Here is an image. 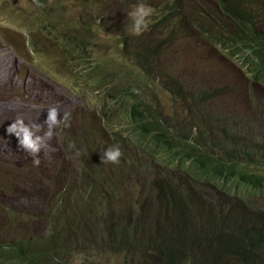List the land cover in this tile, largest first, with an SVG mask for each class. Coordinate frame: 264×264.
<instances>
[{
    "label": "rangeland",
    "instance_id": "1",
    "mask_svg": "<svg viewBox=\"0 0 264 264\" xmlns=\"http://www.w3.org/2000/svg\"><path fill=\"white\" fill-rule=\"evenodd\" d=\"M139 2L149 5L153 14L148 30L136 36L129 32L127 13ZM85 3L96 7L87 12ZM259 8L264 20V6ZM168 12V0H0V201L12 212L0 218V243L48 237L50 224L46 217L54 207H61L59 204L68 196L69 189L75 195L69 201L71 207L76 205L79 195L86 197L81 188H86L87 183L77 181L83 172L82 164L101 168L98 157L113 146L122 150L121 161L118 165L104 164V168L118 171L123 182L117 183L119 189L107 183H96L87 189H94L95 194L92 202L81 204L84 210L91 211L83 219L85 230L91 235L98 228L102 230L96 197L100 192L120 212L136 211L146 221L157 218L150 209L152 204L145 203L158 193L155 181L163 178L166 153L157 159L151 143L139 142L128 131L130 125L125 115L115 109L112 124H107L102 111L108 109L106 95L112 86L103 93L88 81L85 63L78 64L81 54L74 46L77 41L86 44L93 61L107 66L109 76L119 74L115 81H125L133 88L135 81H140L133 76L134 68L140 66L137 59L148 57L149 63L162 74L160 81L165 80L169 87L161 102L162 121L178 125L188 133L189 141L191 133H197L200 127L192 114L194 107L211 108L228 129L248 139L247 144L258 146L250 167L264 171V79L261 75L252 78L232 59V51L241 52V46L224 49L215 41L221 29L219 20L227 26L221 29L222 34L231 31L239 35L235 21L226 20L227 14L218 11L216 18L210 16L213 25L209 32H203L194 25L182 24L181 17L166 24ZM28 31L33 37H29ZM169 34L174 36L173 42L163 46ZM124 37L130 39V48H124ZM30 38H34L35 51ZM71 87L77 88V94ZM156 87L151 85L148 90L154 92ZM217 88L226 89L227 95L218 97L213 92ZM207 91L209 94H205ZM50 106L57 107L62 117H70V127L58 129L49 142L51 148L39 155L41 163L37 167L32 163L35 157L23 150L6 129L18 118L30 125H43ZM206 116L209 122L213 121L209 112ZM212 135L207 131L201 142L209 146ZM120 138L121 144L113 143ZM181 178L183 188L189 190L192 182L184 173ZM72 181H76L80 191H73ZM198 189L204 191L205 186L199 185ZM248 203H254L256 211H264V197ZM154 207L157 212L155 203ZM77 242L85 251L75 249L72 253L61 249L58 255L54 253L55 242H51L49 248L55 262L139 264L125 261L126 254L124 258L115 251L90 248L88 236L78 240L69 236L61 241L64 247Z\"/></svg>",
    "mask_w": 264,
    "mask_h": 264
},
{
    "label": "trees",
    "instance_id": "2",
    "mask_svg": "<svg viewBox=\"0 0 264 264\" xmlns=\"http://www.w3.org/2000/svg\"><path fill=\"white\" fill-rule=\"evenodd\" d=\"M220 3L226 10L237 14L234 15L235 20L240 21L245 32L236 35L232 45L237 46V42L242 41V48L245 46L254 56L250 63H253L255 76L263 75L261 78L264 79V37L254 36L247 31L244 22H250L251 18L249 12L239 10L241 0L236 2L237 7L233 4L234 0H220ZM178 17L172 13L164 22L167 24L169 21L171 24L170 21ZM173 38L169 34L163 41V46L172 44ZM216 40L224 46L228 44L226 41ZM129 41L128 37H124L125 49L130 48ZM79 51L89 57L90 53L83 45H80ZM232 54L238 56L241 53L233 50ZM93 57L85 61L87 66L84 72L88 81L103 93L112 86L106 95L108 109L102 111L107 124H112L113 109L121 112L130 125L128 131L139 142L151 143L154 153L158 154L157 159L163 153L173 158L171 169L167 167L166 161L163 162V178L155 181L158 193L146 199L145 205L152 204L150 209L157 218L155 221H146L136 211L128 214L120 212L100 192L96 197L102 230L95 227L98 229L92 235L85 230L83 219L91 211L84 210L81 204L84 201L92 202L95 194L94 189H87L96 186V183H107L110 187L119 189L117 183L123 182L118 171L104 168L100 156L98 160L102 163L101 168L82 164L83 172L77 181L82 185L87 183L86 188H81L86 193L85 199L80 195L77 197V194V203L71 207L69 201L75 195L71 194L70 188L68 196L59 204L61 207H54L46 217L50 224V235L34 240L36 243L3 240L0 243V264H56L54 253L58 255L61 249L72 253L75 249L85 251L78 242L64 247L61 241L69 236L74 240L88 236L87 244L90 248L103 252L115 251L123 254L124 258L126 254L125 261L131 263L264 264V211H255L254 203H248L250 200L254 202L261 193L264 195V173L250 167V160L255 157L258 146L254 145L252 154L248 150L241 155L242 158L247 156L248 161L240 160L235 152L236 137L224 131L225 140L216 141L214 125L208 129H214V143L210 148H206L207 145L201 142L208 130L199 137L196 146L194 142L181 143L171 132L170 125L162 121L163 81H160L157 69L146 68L147 64L152 66L148 57L137 59L140 66L134 68L133 76H137L140 81H135L134 88L125 81H115L120 75L109 76L107 66L93 61ZM151 85L157 86L154 92L148 90ZM133 89L137 91L134 92ZM165 89H169L167 84ZM71 90L77 94L76 87H71ZM121 142L120 138L113 143L119 145ZM183 171L190 174L192 183L189 190L183 188L181 179L176 177V173ZM70 185L75 192L81 190H77L76 181H72ZM199 185L205 186V190H199ZM7 213H12L10 208L0 201V218L6 217ZM51 242H55L54 253L49 248ZM59 264L64 263L60 261Z\"/></svg>",
    "mask_w": 264,
    "mask_h": 264
},
{
    "label": "clouds",
    "instance_id": "3",
    "mask_svg": "<svg viewBox=\"0 0 264 264\" xmlns=\"http://www.w3.org/2000/svg\"><path fill=\"white\" fill-rule=\"evenodd\" d=\"M60 1V0H57ZM237 1L240 0H234V3L237 7ZM168 6H169V12L165 16H169L173 13V15H177L181 17L182 24L184 25H194L197 29L203 31V32H209L210 27L213 25V22L211 20V17L216 18V14L219 11L223 14V12L226 14V12H229L230 14H227V19H233L236 23V31L239 33V35L245 33L243 28L241 27L240 21L235 20V16L237 14H234V11H228L223 6V4L220 3V0H168ZM259 6H264V0H241V9L242 11H246L250 13V22H244L246 27L248 28L247 31L252 33L254 36L259 35L260 37H264V20L263 15L261 13V9ZM95 5L90 4H84V10L87 12L93 11L95 9ZM200 7V9H199ZM185 8H188V10H185ZM237 9V8H236ZM153 14V9L143 3L139 2L137 3L128 13L127 17L130 20L129 24V32L132 35L140 36L145 31L148 30L149 25L151 23V16ZM211 16V17H210ZM165 20V19H164ZM219 25L221 29H227V26L224 24V22L219 20ZM256 27L259 28V30L256 29ZM221 29L219 30V34L215 35L217 38L222 41L228 42L227 46H224L223 44H220L216 39V43L223 47L233 48L235 41V36L237 34L229 31L227 34H222ZM29 37H33L31 32L28 31ZM237 35V36H239ZM231 41H230V40ZM242 41L237 42V46H241L240 44ZM31 45L34 46V50H36V44L34 41V38H30ZM80 45H83L87 51H89L86 47V44L77 41L74 43L75 48L78 50V52L81 54V57L79 59V65L80 63H85L86 59L93 56L91 51H89V57L86 56V54H82L80 50ZM240 52L241 54L238 56H232V59L236 61L240 67H242L247 73L251 75V77H254V70H253V63L251 59H254V56L250 53V51L244 46ZM246 58V59H245ZM85 66L86 63H85ZM148 70H151L153 68L157 69L158 75L162 76V74L159 72L158 68L155 66H149V64L146 65ZM263 77V75H261ZM256 77V76H255ZM165 80L163 81V90L165 91ZM264 87V86H263ZM133 91H137L136 89H133ZM163 91V92H164ZM213 92L220 98H223L227 95L226 89L224 88H217L213 89ZM205 94H209V92H205ZM209 112L210 115L213 118V121L209 122L207 120L206 113ZM193 116L196 118V122L200 124V127L198 128L197 133H191L190 140L187 141V134L183 133L178 125H170L171 132L175 135V137L184 144H188L190 142H194L195 146L197 145L199 137L206 132L209 127L212 125L216 128V141H224L225 137L223 135L224 131H227L228 133L233 134L236 137V148L235 150L237 156L240 160L246 159L249 160L247 156L245 158H242L241 155L245 153L246 151H251V154L253 153L254 145H249L250 141L248 139H245L244 136H241L235 132H233L231 129H228L225 125L226 122L215 112H213L210 109L205 108L204 106H195L192 111ZM202 121V122H201ZM46 125V128L45 126ZM70 127V117L65 114L63 117L61 116V113L59 109L55 106H50L47 109V119L44 121V124L40 123H34V124H27L23 119H15L13 122L7 127L6 131L8 135L15 136L19 142V146L25 150L30 156L35 157L32 160V163L34 166H39L41 161L39 159V155L42 151L50 149V141L54 139V137L58 134V129L61 127ZM208 131L214 132V129H210ZM214 143V142H213ZM210 144L209 146H205L206 148H210V146L213 145ZM247 144V145H246ZM246 145V148H243V146ZM74 147V145H73ZM231 148V147H229ZM54 150V149H53ZM123 153L119 146H113L109 147L106 150L102 152V162L105 163H111L113 165H118L121 161ZM254 159V158H252ZM173 158L172 156H169L168 154L165 156V161L167 162L166 165L169 169L172 168V162ZM251 161V160H250ZM259 172V171H258ZM184 173L190 180V174L186 171L178 172L176 173V177L181 179L182 185H184L183 179L181 178V174ZM264 173V171H263ZM174 175V174H173ZM258 197H264V195L261 193ZM257 197V198H258ZM256 211V210H255ZM38 238H43L41 236L39 237H25L21 240L24 241H34ZM29 242V243H30ZM28 244V243H27ZM56 264H59V261H56Z\"/></svg>",
    "mask_w": 264,
    "mask_h": 264
}]
</instances>
